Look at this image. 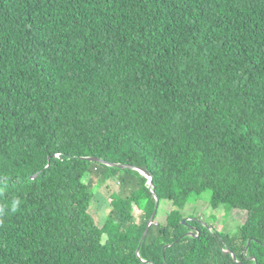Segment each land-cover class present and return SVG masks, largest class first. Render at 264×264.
Returning a JSON list of instances; mask_svg holds the SVG:
<instances>
[{
	"label": "trees",
	"instance_id": "1",
	"mask_svg": "<svg viewBox=\"0 0 264 264\" xmlns=\"http://www.w3.org/2000/svg\"><path fill=\"white\" fill-rule=\"evenodd\" d=\"M0 264H264V0H0Z\"/></svg>",
	"mask_w": 264,
	"mask_h": 264
},
{
	"label": "rangeland",
	"instance_id": "2",
	"mask_svg": "<svg viewBox=\"0 0 264 264\" xmlns=\"http://www.w3.org/2000/svg\"><path fill=\"white\" fill-rule=\"evenodd\" d=\"M117 179H110L105 184L98 185L97 181L93 179L91 190L94 193L92 203L90 205V213L95 220L103 219L106 215L107 209L110 210V195L118 190ZM210 193L205 192L200 196H194L183 210L185 216L199 218L209 222L214 228L222 232L234 231L238 225V220L231 213H226L220 209L216 219L210 216L209 207ZM170 211V205L164 204L159 208L158 216L153 221V224H164L166 221V214Z\"/></svg>",
	"mask_w": 264,
	"mask_h": 264
},
{
	"label": "water",
	"instance_id": "3",
	"mask_svg": "<svg viewBox=\"0 0 264 264\" xmlns=\"http://www.w3.org/2000/svg\"><path fill=\"white\" fill-rule=\"evenodd\" d=\"M87 160H89V161H91V162H100L99 159H95V158H89V159H87ZM107 165H108V166L118 167V168H121V169L128 168V167H126V166H122V165H109V164H107ZM134 170H137V169L134 168ZM139 172H140V174L143 175V176H148L147 174H145V173L142 172V171H139ZM148 177H149V176H148ZM149 179H150V177H149ZM156 202H157V198H156ZM157 210H158V203H156L155 209H154V211H153V213H152V215H151V217H150V219H149V222H148V225H147V227H146V230H145V232H144V234H143V236H142L141 243H142V241L144 240V238H145V236H146V234H147V231H148L150 225H151V224L153 223V221L155 220V217H156V214H157Z\"/></svg>",
	"mask_w": 264,
	"mask_h": 264
}]
</instances>
